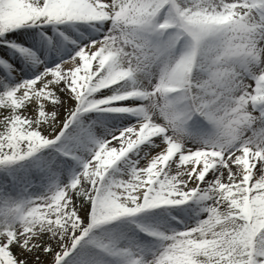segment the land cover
Wrapping results in <instances>:
<instances>
[{"label": "snow or ice", "instance_id": "obj_1", "mask_svg": "<svg viewBox=\"0 0 264 264\" xmlns=\"http://www.w3.org/2000/svg\"><path fill=\"white\" fill-rule=\"evenodd\" d=\"M0 264H264V0H0Z\"/></svg>", "mask_w": 264, "mask_h": 264}]
</instances>
